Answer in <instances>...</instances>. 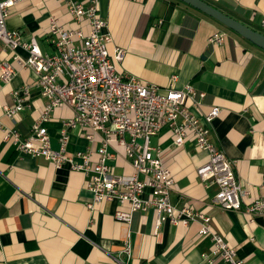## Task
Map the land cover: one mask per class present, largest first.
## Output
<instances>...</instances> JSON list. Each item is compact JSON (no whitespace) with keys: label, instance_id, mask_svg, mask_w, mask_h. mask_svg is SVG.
I'll list each match as a JSON object with an SVG mask.
<instances>
[{"label":"crops","instance_id":"crops-1","mask_svg":"<svg viewBox=\"0 0 264 264\" xmlns=\"http://www.w3.org/2000/svg\"><path fill=\"white\" fill-rule=\"evenodd\" d=\"M254 30L264 32V0H204ZM99 13L107 21L113 42L125 50L117 69L159 87L176 75L175 87L190 83L205 93L198 106L190 105L198 116L212 106L222 112L211 124V140L235 161L234 170L243 191L239 209L213 204L217 185L204 183L196 168L207 154L196 148L193 134L174 145L167 125L151 136L150 144L161 151V159L174 179L169 193L176 206L188 203L211 217L212 226L235 248L245 264H264V213L249 214L244 207L264 198V49L180 0H99ZM68 29L88 32L86 20L75 22L63 0H22L10 8L6 25L26 38L38 40L42 52L52 53L48 39L49 17ZM223 32L220 44L208 37ZM21 55L25 51L18 49ZM12 62L15 73L0 79V264H118L111 257L120 253L127 224L114 218L116 210L128 205L101 201L89 209L92 193L87 177L67 164L59 168L41 156L20 153L4 129H15L25 138L38 118L46 99L35 84L36 75L19 67L0 40V60ZM28 86L27 104L14 118L5 115L3 105L16 102ZM73 115L60 106L43 125L52 148H58L62 121ZM90 142L77 130L69 129V152L83 151ZM98 140L93 145L98 146ZM107 160L116 175L129 176L133 168L121 147ZM96 159L93 155L92 160ZM76 161L80 162L79 158ZM143 198H150L146 187ZM155 211H137L130 227L131 255L127 264H208L211 241L199 235L200 222L188 225L162 221L155 233ZM212 264H224L216 259Z\"/></svg>","mask_w":264,"mask_h":264},{"label":"built area","instance_id":"built-area-1","mask_svg":"<svg viewBox=\"0 0 264 264\" xmlns=\"http://www.w3.org/2000/svg\"><path fill=\"white\" fill-rule=\"evenodd\" d=\"M19 1L22 0H0V40L20 68L28 67L35 73V84L46 102L25 138H19L15 129H4L5 138H12L22 154L41 156L55 168L67 164L70 169L83 172L87 177L86 187L92 193L87 203L89 209L101 201L128 205L127 211L114 212V218L128 227L120 251L125 258L111 257L112 261L127 264L131 255L133 214L153 209L155 233L162 221L188 225L197 220L200 222L198 234L209 236L211 241L210 254L203 255L208 264L216 259L224 264H245L237 257L235 248L212 226L209 215L188 203L176 207L170 202L174 179L164 166L161 151L150 144L151 136L164 125L172 131L173 143L177 146L182 145L187 132H191L196 148L207 154V160L196 168V173L204 183L217 185L213 204L224 209H239L243 191L234 170L235 161L211 140V124L220 117L221 108L212 106L202 116L196 115L190 105L198 106L205 93L190 83L175 87L176 75L170 76L167 86L159 87L119 71L117 65L125 50L115 45L110 52L113 38L107 21L99 13V0H63L70 17L77 23L86 20L89 29L84 33L80 27L65 28L51 15L48 39L54 47L52 53L42 52L35 36L24 38L18 30L7 27L10 8ZM260 25L264 27V19ZM223 39L224 33L218 31L207 40L210 44H220ZM18 49L26 55H21ZM14 73L12 62L1 59L0 79L7 82ZM28 92V86H24L22 97L18 96V91L14 93V105H3L7 117L12 119L29 106L26 103ZM60 106L71 108L73 115L62 121L59 146L52 148L43 124ZM69 129L77 130L90 142L85 150H67ZM97 140L99 144L94 147ZM114 145L123 149L131 163L133 172L129 176L114 174L107 164L114 155L108 149ZM93 155H96L95 160H92ZM146 187L150 188V198L142 196ZM244 210L249 214L264 213V198L253 200Z\"/></svg>","mask_w":264,"mask_h":264},{"label":"water","instance_id":"water-1","mask_svg":"<svg viewBox=\"0 0 264 264\" xmlns=\"http://www.w3.org/2000/svg\"><path fill=\"white\" fill-rule=\"evenodd\" d=\"M215 19L226 28L236 32L254 45L264 49V32L254 30L239 20L227 15L204 0H180Z\"/></svg>","mask_w":264,"mask_h":264}]
</instances>
